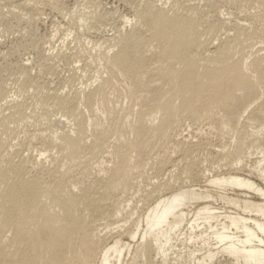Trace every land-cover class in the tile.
I'll list each match as a JSON object with an SVG mask.
<instances>
[{
    "label": "bare ground",
    "instance_id": "obj_1",
    "mask_svg": "<svg viewBox=\"0 0 264 264\" xmlns=\"http://www.w3.org/2000/svg\"><path fill=\"white\" fill-rule=\"evenodd\" d=\"M66 1L0 0V264H264V0Z\"/></svg>",
    "mask_w": 264,
    "mask_h": 264
},
{
    "label": "rangeland",
    "instance_id": "obj_2",
    "mask_svg": "<svg viewBox=\"0 0 264 264\" xmlns=\"http://www.w3.org/2000/svg\"><path fill=\"white\" fill-rule=\"evenodd\" d=\"M68 1H69V2H68ZM66 3H67V5H69V4L71 3V1H70V0H67ZM71 4H72V3H71ZM118 11H119V14H120V12H121V13H124V12H123L124 10H122L121 7L118 9ZM49 17H51V16L48 15V17H47V19H46V21H45V22H46L45 25L42 26V27H40V31H41V32H43L48 26H50V22H51V21L49 20V19H50ZM49 21H50V22H49ZM44 28H45V29H44ZM42 30H43V31H42ZM104 32H105V33H104ZM104 32L101 34L102 36L110 35L109 33H111V31H110V30L107 31V29H106V31H104Z\"/></svg>",
    "mask_w": 264,
    "mask_h": 264
}]
</instances>
